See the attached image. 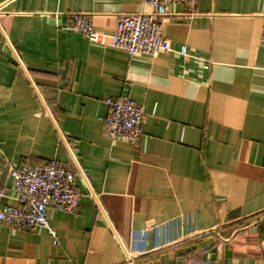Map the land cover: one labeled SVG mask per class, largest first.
Segmentation results:
<instances>
[{
  "label": "crops",
  "instance_id": "obj_1",
  "mask_svg": "<svg viewBox=\"0 0 264 264\" xmlns=\"http://www.w3.org/2000/svg\"><path fill=\"white\" fill-rule=\"evenodd\" d=\"M130 13L151 9L0 0V208L18 205L19 164L56 160L80 194L76 213L48 211L56 243L0 222V264H264V0L170 5L156 57L110 46ZM78 14L100 42L68 29ZM120 97L144 112L137 144L104 136Z\"/></svg>",
  "mask_w": 264,
  "mask_h": 264
},
{
  "label": "built area",
  "instance_id": "obj_2",
  "mask_svg": "<svg viewBox=\"0 0 264 264\" xmlns=\"http://www.w3.org/2000/svg\"><path fill=\"white\" fill-rule=\"evenodd\" d=\"M151 13H130L118 15L113 33L108 36L110 46L124 51L130 57L145 55L156 57L168 51L162 34V19L168 7L176 3L194 5L199 0H142ZM69 30L91 42L98 43L103 35L93 29L86 15H75ZM180 53L186 54L182 47ZM209 62L203 61V69H209ZM107 115L104 122V136L110 141H123L137 144L143 134L144 112L142 107L128 97L106 99ZM9 176L13 181V192L17 206L2 205L0 222L4 225L25 231L46 228L56 243L55 233L47 223L48 211L67 214L76 213L80 194L76 188L74 172L67 170L56 160L46 164L30 166L19 164L10 166ZM6 198L5 187L0 181V203ZM264 258V241L260 243ZM121 264H137V254L124 250Z\"/></svg>",
  "mask_w": 264,
  "mask_h": 264
}]
</instances>
